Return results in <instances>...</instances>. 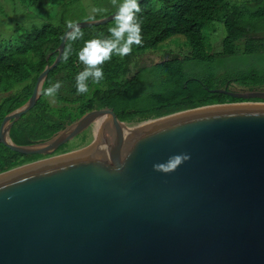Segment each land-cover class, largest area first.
I'll return each instance as SVG.
<instances>
[{
	"label": "water",
	"instance_id": "95a60500",
	"mask_svg": "<svg viewBox=\"0 0 264 264\" xmlns=\"http://www.w3.org/2000/svg\"><path fill=\"white\" fill-rule=\"evenodd\" d=\"M118 11L76 25H105ZM72 31L0 124V144L44 156L0 173V264H264V104L182 111L122 134L108 109L92 110L46 140L12 142ZM212 92L264 100V89ZM94 123L100 139L87 131ZM173 155L188 159L153 170Z\"/></svg>",
	"mask_w": 264,
	"mask_h": 264
},
{
	"label": "trees",
	"instance_id": "16d2710c",
	"mask_svg": "<svg viewBox=\"0 0 264 264\" xmlns=\"http://www.w3.org/2000/svg\"><path fill=\"white\" fill-rule=\"evenodd\" d=\"M20 2L26 9L44 6L43 0ZM139 6L135 16L141 27V44H133L128 55L113 54L104 62V79L99 84L89 79L86 94L76 92V76L85 68L79 53L88 41L111 39L116 21L80 29L83 36L79 39L68 36L61 60L48 73L35 106L12 126L9 136L13 143L46 140L92 110L108 109L117 121L132 124L245 101L211 92L214 89L233 90L232 85L264 89V0H143ZM212 23L222 25L225 35L221 50L210 54L203 31ZM66 29L68 23L52 21L18 27L15 39L0 43V124L28 101L38 75L55 60ZM175 36L186 38L190 49L186 56L169 53L158 64L141 63L143 55ZM238 43L243 44L240 49ZM57 81L62 86L53 101L42 93ZM72 149L64 145L54 154ZM41 158L44 156L18 154L0 144V173Z\"/></svg>",
	"mask_w": 264,
	"mask_h": 264
},
{
	"label": "rangeland",
	"instance_id": "374dc122",
	"mask_svg": "<svg viewBox=\"0 0 264 264\" xmlns=\"http://www.w3.org/2000/svg\"><path fill=\"white\" fill-rule=\"evenodd\" d=\"M43 3L44 6L40 8L26 9L20 0H0V43L15 39L18 27L21 29L29 28L31 25H39L49 21L57 25L69 21L76 24L105 18L108 16L107 14L110 15L119 8L123 0H116L115 4H113V0H43ZM94 9H99V11H94ZM203 35L207 52L212 54L221 50L220 43L225 35L222 25L210 24L209 28L203 31ZM236 46L240 49L243 44L238 43ZM189 52L186 38L175 36L162 43L156 51L143 55L141 63L148 66L158 64L169 53L184 57ZM232 87L235 90H244L237 86L232 85ZM246 103L264 104V101L251 100ZM74 139L66 145H71Z\"/></svg>",
	"mask_w": 264,
	"mask_h": 264
},
{
	"label": "clouds",
	"instance_id": "9594fccd",
	"mask_svg": "<svg viewBox=\"0 0 264 264\" xmlns=\"http://www.w3.org/2000/svg\"><path fill=\"white\" fill-rule=\"evenodd\" d=\"M115 3L116 0H113V4ZM94 11H99V9H94ZM139 11L140 6L138 0H123L115 17L116 27L110 30L112 38L86 42L85 47L79 53V59L85 65V68L76 76L77 94H86L89 92V79L95 84H99L104 79V72L101 65L111 59L113 54L121 57L128 55L131 52V46L133 44H141V27L135 16V13ZM68 27L73 29L72 33H69L73 39L82 38L83 33L78 25L69 21ZM67 58L68 53L66 51L64 59L66 60ZM61 86V82L57 81L48 89L43 90L42 94L47 97H52L54 101ZM187 159L188 156L186 155H173L162 163L154 164L153 170L170 173Z\"/></svg>",
	"mask_w": 264,
	"mask_h": 264
},
{
	"label": "bare ground",
	"instance_id": "6f19581e",
	"mask_svg": "<svg viewBox=\"0 0 264 264\" xmlns=\"http://www.w3.org/2000/svg\"><path fill=\"white\" fill-rule=\"evenodd\" d=\"M99 20V19H98ZM95 21V20H94ZM66 43V42H65ZM65 47V46H64ZM63 52H64V50H63ZM63 54V53H62ZM62 57V56H61ZM214 90H216V89H214ZM224 90H226V89H224ZM235 89H233V90H226V91H234ZM235 91H244V90H235ZM249 91H253V90H249ZM212 92V91H211ZM216 93H219V92H216ZM226 94V93H225ZM229 96V95H228ZM231 97V96H230ZM240 100H242V99H240ZM249 100H260V99H249ZM248 100V101H249ZM247 101V102H248ZM262 101H264V100H262ZM233 104V103H232ZM241 104H249V103H246V100L244 101V102H241ZM252 104H256V103H252ZM220 105H222V104H220ZM211 106V105H210ZM214 106H216V105H214ZM204 107H209V106H204ZM199 108H203V107H199ZM195 109H197V108H195ZM191 110H193V109H191ZM185 111H187V110H185ZM182 112V111H181ZM176 113H178V112H176ZM174 114V113H173ZM171 115V114H170ZM167 116V115H166ZM163 117V116H162ZM158 118H161V117H158ZM158 118H154V119H149V120H155V119H158ZM149 120H146V121H149ZM146 121H142V122H137V123H132V124H128V123H123V122H120L122 125H124V127L125 126H127V125H132V127H130V129H128V128H120L119 129V132L122 134V133H125V132H127V131H130V130H132V129H135V128H137V127H140V126H143V125H145V124H148V123H151V122H146ZM119 122V121H118ZM143 122H145V123H143ZM102 127V126H101ZM92 128V129H91ZM91 128H90V130L92 131V130H99L100 129V126L97 124V123H94V124H92L91 125Z\"/></svg>",
	"mask_w": 264,
	"mask_h": 264
},
{
	"label": "flooded vegetation",
	"instance_id": "af4514ba",
	"mask_svg": "<svg viewBox=\"0 0 264 264\" xmlns=\"http://www.w3.org/2000/svg\"><path fill=\"white\" fill-rule=\"evenodd\" d=\"M130 127H132V125H127V126H125L124 128H128V129H130ZM124 128H123V129H124ZM93 132H94L96 138H97V139H100V134H99V133H100V129H99V130H96V129H95V130H93ZM80 149H81V148H80ZM70 151H72V150H70ZM67 152H69V151H67ZM54 155H58V154H54ZM54 155H53V156H54ZM41 159H43V158H41ZM41 159H39V160H41Z\"/></svg>",
	"mask_w": 264,
	"mask_h": 264
}]
</instances>
